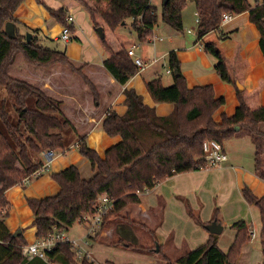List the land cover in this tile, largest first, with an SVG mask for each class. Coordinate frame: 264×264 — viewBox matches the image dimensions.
<instances>
[{
	"label": "trees",
	"instance_id": "obj_1",
	"mask_svg": "<svg viewBox=\"0 0 264 264\" xmlns=\"http://www.w3.org/2000/svg\"><path fill=\"white\" fill-rule=\"evenodd\" d=\"M26 0H0V264H26L28 259L21 254L27 245L23 235L14 236L6 221L11 203L6 192L15 186H25V180L42 166L41 156L46 151L65 154L77 144L79 153L92 167L93 176L83 178L80 169L71 165L51 173L52 180L60 191L42 199L27 198L33 212L32 226L37 239H45L54 233L69 230L85 214L95 211L98 200L108 195L115 200V210L105 217L119 216L130 205L142 203L138 192L154 189L158 184L177 174L196 172L208 167L205 160L204 143L217 141L222 145L241 131H247L254 139H264V106L251 109L243 92L237 90L239 106L233 116L222 114L221 122L215 114L226 104L224 97L218 98L214 86L190 88L181 73V63L176 52L169 54V66L174 77L171 86H165L162 77L147 81V89L156 104L171 103L174 111L168 116H159L154 107L144 102L135 89H125L127 111L124 115L108 111L101 122V129L109 136H120L122 141L105 152V156L90 148L87 138L61 109V102L49 96L41 88L11 76L8 67L13 65L17 54L38 68L54 65L68 67L82 78L92 92L96 106L101 98L95 84L77 67L66 52L50 49L40 43L39 30L29 31L15 17L16 11ZM89 11L95 27L101 20L112 32L130 26L138 34L139 41L146 43L153 38L159 16L150 0H78ZM89 1L97 3L91 8ZM199 19L197 34L200 40L221 30L225 14L233 16L249 13V20L260 33V48L264 55V0H192ZM44 5L51 17L62 27L69 26L71 34L77 29L69 25L68 12ZM105 4V8L100 5ZM100 4V5H99ZM187 0H167L162 7V19L175 31L183 30V11ZM15 26L14 36L6 33L7 23ZM31 33L30 41L27 34ZM225 39V36H222ZM104 47L110 57L103 61L104 69L121 86H125L139 72L128 50H112L105 37ZM204 51L216 60L215 69L222 81L234 84L226 59L216 44L203 43ZM239 126L240 130L235 128ZM263 150L255 155V174L264 180L262 168ZM245 200L260 211L261 240L264 253V196H257L249 187L243 190ZM188 213L206 228L214 222L204 223L185 200ZM217 210L215 215L217 216ZM132 226H140L135 221ZM237 231L233 245L224 252L218 245L219 236L211 234L209 240L185 253L175 261L160 254L167 264H237L242 247L250 240V227L245 220L231 226ZM153 241L159 244L154 232ZM34 259V258H33ZM44 261V260H43ZM36 260L35 264H93L88 259L78 261L73 246L59 243L48 254V261ZM109 264H114L108 262Z\"/></svg>",
	"mask_w": 264,
	"mask_h": 264
},
{
	"label": "crops",
	"instance_id": "obj_2",
	"mask_svg": "<svg viewBox=\"0 0 264 264\" xmlns=\"http://www.w3.org/2000/svg\"><path fill=\"white\" fill-rule=\"evenodd\" d=\"M55 1L60 2L61 5L57 4L56 6H53L48 2L46 3L50 8L55 10H59L61 8L65 9L69 16L71 15V12L74 13L78 4H82V2L78 0ZM15 17L29 31L39 30L42 34H44V32L47 34L49 31L51 32L52 28L54 30V40L58 41L60 39L59 33L62 26L51 17L45 6L38 4V0H26L16 11ZM197 19L198 16L196 13V22ZM76 23L77 21L75 20V27ZM97 23L100 24L99 28L102 29L105 37L107 36V33L114 35L113 38L109 40L111 42L106 41L112 50L118 51L122 48L129 50L136 47L135 51L138 57L142 58L146 62L157 59V63L144 71L138 72L127 85L121 86L104 69L103 61L110 57V52L106 49V47H104V45V52H102L101 59L98 63H94V61H90L87 58L82 60L79 54L69 52L68 48L66 50L68 56L74 59H72V61L77 67L85 66V74L97 87L101 98L99 106H96L92 92L84 83L82 78L75 75L73 72H70L68 68L66 69H68L69 72L64 70L65 66L54 65L49 69L44 68L40 70L42 72L52 71V73L54 70H61L63 73H66L69 78L74 79L73 77H75L77 80H74L77 81L76 83L78 84L76 85L79 87L78 92H76L70 84L56 83L52 77L37 81L36 79L26 80V78L22 79L14 75L12 76L20 80L28 81L29 83L44 90L55 100L61 102L62 111L75 125L78 133L87 138L90 148L95 149L101 157L105 156V152L108 149L122 141L120 136L111 137L104 132L101 129V122L108 111H116L120 115H124L126 113L127 106L125 103V89H135L138 94L143 96L146 104L156 109V113L159 116H168L174 111V105L171 103L156 104L146 86L147 81L163 76V74L155 67L165 60L169 62V54L172 51L177 54L178 60L181 63V73L186 78L190 88L212 85L214 86L216 96L218 98L224 97L226 99V104L214 116L216 122H221L222 114L233 116L236 113L239 106L237 90L244 93L246 102L251 109H257L264 106V55L260 48V33L257 27L250 22L248 12L234 16V19L230 23L221 28V30L224 29L222 34L214 32L203 38V40H200L197 34V40H194L193 43H189L188 45H184L178 42L175 38L171 37L168 42L169 47L166 53L161 55H159V53L155 54L153 59H151L152 57L150 55L151 48L156 53V48L154 47H156L158 42L161 43L164 41L162 37L155 36L157 37L155 41L153 39L155 37H153L146 43L140 41V46L139 44L130 42L125 33H121L120 30L112 32L103 22ZM230 25L232 26L229 27ZM188 32L190 34H194L195 31L190 29ZM75 34L77 35L78 31H76ZM223 35L225 36V39H222ZM160 39H162V41H160ZM220 41L224 43L222 44ZM203 43H213L217 45L222 56L226 59L231 78L235 81L234 84L222 81L219 73L215 69L216 61L204 51ZM149 44H152L153 46H149ZM139 50L140 52H138ZM162 65L165 66V64ZM166 74L173 75L170 67L166 70ZM173 81L163 83L165 86H171ZM239 85L242 87L241 89L239 88ZM84 97L88 99L87 103L85 102ZM241 134L242 131L231 140L227 141L226 145L225 143L223 144L224 151L228 155L227 162L219 167H207L206 169L200 171L177 174L170 177L166 181L158 184L152 190L151 194L143 195L141 197V204L132 207L134 208L135 214L144 218L145 223L150 228L154 227L153 230L161 228V231L164 232L166 237H170L173 234L171 238L172 243L169 245H166L168 241H165L163 244H160L159 242V245H161L164 249V255L168 258H170V249H176L177 244H185L187 246V244L190 243L191 236H193L192 241L198 244L199 247L205 244L211 235L206 228H203V231L200 228L197 230L195 226L197 224L195 219L188 213L186 203L179 198H188L189 205L191 202L194 203L196 207L192 210L197 214L202 213L200 218L204 223L209 224L214 219V221L222 225L223 231L218 235V245L225 253L229 251L237 235V231L231 227L234 223L240 220H245L251 230L255 228L254 219H252L251 222H248L244 219L246 217H243L244 213L243 215L239 214L243 205L246 207L245 211L250 210L254 216L257 213V221L260 223V232H256L257 236L260 235L262 228L260 211L256 206L250 205L245 200L243 190L246 187H249L257 196L263 197L264 180H261L256 176L254 166L241 161V154L244 152L245 147H248L250 143H254L253 146L255 147L256 155V149L258 150V148L264 147V144H261V142L259 143L257 140H255V142L248 143L246 141V143H243V140H239V138H242L240 136ZM232 141L237 145V147H232ZM262 143H264V141ZM72 149H75L76 151L72 160H68L65 165L60 162L57 166L58 170L54 172H60L71 166V164H74L80 169L83 178L87 179L92 177L93 170L89 161L87 159L84 160L85 158L81 156L77 148ZM57 154L59 159L60 154L58 152ZM57 157L55 159H57ZM41 161H44L43 155L41 156ZM50 175L51 173L44 174L32 179L29 183H26L25 186H15L6 192V196L12 206L9 217L6 221L7 227L13 235H23L27 244L34 243L37 240L36 229L32 226L34 221L33 212L27 204V198L42 199L58 194L60 188L52 180ZM231 179L236 182L235 185L238 189L239 199L234 196L230 197L229 189L227 195L224 190H220L219 195V190L216 186L219 185L220 187L222 185H226L227 182L231 183ZM198 188H201L205 194H211L213 192L214 196L224 200L223 202L221 201L220 213L224 212L225 216L230 218L228 219V223L227 221H220L217 216L215 218H213V215H211V217L210 215H208L209 217H205V209L202 207V204L205 206V201L202 197L197 195ZM130 208L131 207H127L124 210H129ZM255 208L257 211H255ZM220 209L218 208V210ZM234 211L239 215L231 217V214L234 213ZM156 216L158 217V221L155 220ZM172 219H175L177 223L172 221ZM188 224L191 226H188ZM184 226H188V229L185 230V228H183ZM226 227H229L230 229V239L226 242V244L221 245V238L226 231L225 229H227ZM95 238L96 237L85 238V235H83L78 238V240H80V243L84 248L88 251L94 252L89 245H91L90 242H93ZM186 249L187 253L191 250V247L188 245ZM251 256L252 252L249 250L248 245L245 244L242 247L237 264H242V259L244 257L247 258L248 264H253ZM36 260L38 261L41 259H29L26 264H35ZM105 261L108 260L105 259ZM260 264H264V261H261Z\"/></svg>",
	"mask_w": 264,
	"mask_h": 264
},
{
	"label": "rangeland",
	"instance_id": "obj_3",
	"mask_svg": "<svg viewBox=\"0 0 264 264\" xmlns=\"http://www.w3.org/2000/svg\"><path fill=\"white\" fill-rule=\"evenodd\" d=\"M38 1H41L43 4L47 6L48 4L46 2H48L49 4L53 6H56L57 4L61 5L60 2H56L55 0H38ZM150 1H151V5L156 8L157 14L159 16L158 26L154 30L153 37L159 36L164 39L163 42L161 43L158 42L156 47H154L156 48V53L151 48V54H150L152 57L151 59H153L155 54L159 53V55H161V54L166 53L169 47L168 42L171 37L175 38L178 42L184 45H188L189 43H193L194 40H197L198 24L196 22L195 4L192 0H187V6L185 7L183 11L184 28H183V31H180V32L175 31L169 25L164 23L162 19V7H163L164 0H150ZM251 1L255 3L257 0H251ZM38 4L42 5L39 2ZM89 5L91 8L98 7L97 3L92 2V1H89ZM100 6L101 8H105L104 7L105 4L103 3ZM76 7L77 8L75 9L74 13L71 12L70 16H72L77 21L76 29L78 31V34L77 35L71 34V39L68 42H65L64 40H61V39H59L58 41H55L53 38L54 30L51 28V32L49 31V33L47 34H45V32L44 34L42 33L39 34L40 43L50 49L59 50L63 52H67L66 50L69 48V52H75L76 54H79L82 60L87 58L90 61H94V63H98V61H100L101 59L102 52H104L102 37L100 36V33H99L100 28L95 27V23L92 20L89 11H87V9H85L81 3L78 4ZM98 22L102 23L101 20H98ZM232 25H230L229 27H231ZM221 28L223 27L221 26ZM190 29H193L195 31L194 34H190L188 32V30ZM222 31L224 32V29H222ZM61 32H62V28L59 33V38L61 36ZM120 32L125 33L127 39L130 42L139 44L141 46V43H139L140 41L138 38V34L135 30H133L130 24L128 26L121 27ZM218 33L220 34V32ZM113 36L114 35H112L111 33H107L106 37L104 35L106 41H109L111 38H113ZM220 42L222 44L224 43L222 41ZM112 45H113V41H112ZM149 46H153V45L149 44ZM138 52H140V50ZM162 64H165V66H163ZM169 67H170L169 62L166 60L164 62L159 63V65L155 67L160 73L163 74L162 79L164 83H169L173 81V75L166 74V70H168ZM49 68H45V69H49ZM66 68L68 67H65L64 70L68 71L69 68L68 69ZM40 69H44V68H37V67L30 65L22 54H17L14 64L8 67V72L11 76L14 75L22 79L26 78V80L36 79L37 81H40V80H45L48 77H52L56 83L70 84L71 86H73L74 90L78 92L79 87L78 85H76L78 83H76L77 81L74 80L76 79L75 77H73L74 79H71L66 75V73H63L61 70H54L52 73V71L42 72ZM12 70H13V74H12ZM69 71L72 72L70 69ZM84 99H85V102L87 103L88 99L86 97H84ZM262 128L264 129V125L262 126ZM240 136L242 138H239V140H243V143H246V141L248 143L255 142V140H257L259 143L261 142V144H264L262 143L264 139H254L250 137L247 131H242V134ZM226 143L227 141L225 142V145ZM231 144H232V147L233 146L237 147V145L233 141ZM251 144L252 143H250L248 147H245L244 152L241 154L242 156L241 161L243 163H246L248 165L255 167V147L253 146L254 143L252 145ZM261 149L263 150L262 168L264 172V147H262ZM256 152H257V149H256ZM59 154L62 157L59 156V159L58 157L57 159H55L56 162L54 161V164L53 163L51 164V168L49 172L46 174L57 171L58 170L57 166L60 162H62L63 165H65L68 160L70 159L72 160V157L76 154V151L75 149H72L64 155H62L61 153ZM71 165H74V164H71ZM235 183L236 182L233 179H231V183L227 182L226 185H222L220 187L219 185H217L216 187L219 190V195H220V190L221 191L224 190V192H226V195H227L228 189H229L230 197L234 196L239 199V193H238V189ZM46 195H49V194H46ZM197 195L202 197L205 201V206H203L202 204L203 209H205L204 211V214L206 215L205 217H209L208 215H210L211 217V215H213V218H215L216 217L215 210L216 208L217 209L221 208L220 206L221 201L223 202L224 200L221 198H217V196H214L213 192L211 194H205L201 188H198ZM179 199L182 200L184 203H185V200L188 201V198H185V199L179 198ZM190 205H191V208L194 210L195 209L194 207H196L195 204L191 202ZM134 206L135 205L128 206L131 208L129 210L126 209L127 211L122 210L121 213H119V216H116V215L110 216L106 220L105 224L102 225L100 234L95 236L96 237L95 240L93 242H90L91 245H89L91 249L94 251V252L91 251V253L93 254L95 261L103 262L106 259L108 260L106 262L110 261L111 263H114V264H167V262L164 259V256L160 254L161 249L157 251L159 246L158 247L155 246L156 244L153 241L152 232L155 233L156 231L155 235L158 241L160 242V244L161 243L163 244L165 243V241H168L166 245H169L170 243H172L171 238L173 234L170 237H166L164 232L161 231V228L158 230H153L154 227L150 228L145 223L144 218L140 217L138 214H135L134 208H132ZM245 208H246L245 205H243L242 208L240 209L239 214L243 215L244 213L243 217H246L244 219H246L248 222H251L252 219H254L255 220L254 230L259 233L260 223L257 221V217H258L257 213L254 216L250 210L245 211ZM220 211L221 209L217 210L216 212L218 219L222 222L227 221L228 223L229 221L228 219L230 218H227L225 216V213L224 212L220 213ZM255 211H257L256 208H255ZM201 214H199L200 217H201ZM239 214H236V212L234 211V213L231 214L232 215L231 217L237 216ZM155 220L158 221L157 216L155 217ZM131 221H135L139 223L140 226H132L130 223ZM172 221L176 222L175 219H172ZM151 226H155V225H151ZM188 226H191V225L188 224ZM188 226H184L183 228H185L186 230L188 229ZM195 226L197 230H199V228L202 231L204 230L202 226L198 225V223ZM226 228L227 229H225L226 231L222 235V238H221L222 239L221 245L226 244V242H228L230 239V235H229L230 229L229 227H226ZM61 233L64 234V236L67 237L69 240L73 241V240H78V238L85 235L86 228L84 225H81L79 222H76L69 230L63 231ZM192 239H193V236H191L190 243L187 244V246L185 244H182V245L177 244L176 249H170L169 259L171 261H175L177 258L184 255L187 251L186 247H188V245L189 247H191V250H193V248L195 249L196 247H198V244L193 242ZM246 245H248L249 250L252 252L251 260L253 264H260L261 261H264L261 233L255 239H252L250 237V240L246 243ZM246 257L242 259V264H248Z\"/></svg>",
	"mask_w": 264,
	"mask_h": 264
},
{
	"label": "built area",
	"instance_id": "obj_4",
	"mask_svg": "<svg viewBox=\"0 0 264 264\" xmlns=\"http://www.w3.org/2000/svg\"><path fill=\"white\" fill-rule=\"evenodd\" d=\"M234 19L233 15L225 14L222 19L221 26H225L230 23ZM69 25L74 24L75 19L72 16L68 17ZM199 22V19H197ZM61 40L68 42L71 39V30L69 26H63L62 32L60 36ZM154 41L157 37L153 38ZM162 41V39H160ZM136 47L128 50L129 56L133 59L134 63L140 71H144L152 65L157 63V59L150 60L148 62L144 61L142 58L136 55L135 51ZM72 148H77L79 150L80 146L77 144ZM204 151H205V160L207 161L208 167H219L225 162L228 161V155L225 153L223 145L217 141H206L204 143ZM44 161L42 162V166L39 170H37L31 177L25 180V183H29L32 179L42 176L49 172L51 168V164L58 156L56 152L46 151L44 154ZM153 189H146L143 192H138L139 196L149 195L151 194ZM116 202L108 195H103L99 198L98 204L95 208V211L91 214L83 215L78 222L81 225H84L86 228L85 238L95 237L100 234L101 227L104 223L105 217L108 216L115 210ZM250 237L255 239L257 237V232L253 229L251 230ZM59 243H69L73 246L75 252V258L78 261H82L84 259H88L93 264H109L106 261L97 262L95 261L93 254L91 251H88L86 248L82 246L80 240H69L64 234L54 233L45 239H37L34 243L24 245L21 248V254L23 257L29 259L39 258L48 261V254L52 252L55 246Z\"/></svg>",
	"mask_w": 264,
	"mask_h": 264
},
{
	"label": "water",
	"instance_id": "obj_5",
	"mask_svg": "<svg viewBox=\"0 0 264 264\" xmlns=\"http://www.w3.org/2000/svg\"><path fill=\"white\" fill-rule=\"evenodd\" d=\"M166 3H167V0H164V4H166ZM5 31H6L7 34H9L11 37H13L14 36V32H15L14 23H12V22L7 23ZM99 33H100V36L101 37H104V33H103V31H102L101 28L99 29ZM31 37H32V34L31 33H28L27 34V40L30 41ZM239 88L241 89L240 85H239ZM235 129L236 130H240V127L237 126ZM206 229L208 230V232L210 234H215V235H219L223 231L222 225L221 224H218L216 221H214L213 223H211L210 225H208L206 227ZM20 233H21V231H20ZM14 236H17V234L14 235ZM158 246L159 245L157 244V247ZM157 251H159V247H158Z\"/></svg>",
	"mask_w": 264,
	"mask_h": 264
}]
</instances>
